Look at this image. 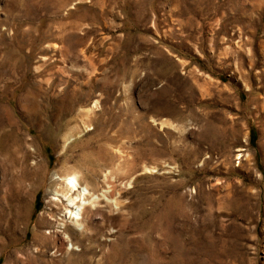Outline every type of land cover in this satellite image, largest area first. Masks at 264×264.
I'll return each mask as SVG.
<instances>
[{"label": "rangeland", "instance_id": "obj_1", "mask_svg": "<svg viewBox=\"0 0 264 264\" xmlns=\"http://www.w3.org/2000/svg\"><path fill=\"white\" fill-rule=\"evenodd\" d=\"M0 264H264V0H0Z\"/></svg>", "mask_w": 264, "mask_h": 264}, {"label": "bare ground", "instance_id": "obj_2", "mask_svg": "<svg viewBox=\"0 0 264 264\" xmlns=\"http://www.w3.org/2000/svg\"><path fill=\"white\" fill-rule=\"evenodd\" d=\"M64 177L67 183L62 189V195L67 200L66 208L68 210V214H64L63 217H61L63 226H59V229L67 227L66 221L68 219L72 224L77 225L78 228L86 232V229L88 228L86 212L90 208L95 206L96 209H98L102 205L101 204L102 199L110 198L112 194L108 193L109 192L108 189L103 191L101 194H96L95 193L97 190L96 187L88 183H85L86 185L83 186L82 188L78 187L79 184L76 181L74 175L72 174H67V175L65 174ZM119 204L120 201L116 200L115 205H119ZM97 212L99 211L97 210ZM66 234L68 235L70 243L73 244L71 236L67 232ZM60 244H62V242H60Z\"/></svg>", "mask_w": 264, "mask_h": 264}]
</instances>
